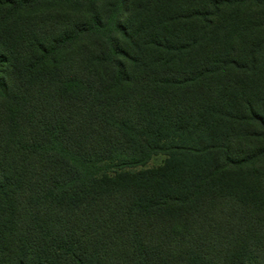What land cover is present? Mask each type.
<instances>
[{
  "label": "trees",
  "instance_id": "obj_1",
  "mask_svg": "<svg viewBox=\"0 0 264 264\" xmlns=\"http://www.w3.org/2000/svg\"><path fill=\"white\" fill-rule=\"evenodd\" d=\"M0 264H264V0H0Z\"/></svg>",
  "mask_w": 264,
  "mask_h": 264
},
{
  "label": "rangeland",
  "instance_id": "obj_2",
  "mask_svg": "<svg viewBox=\"0 0 264 264\" xmlns=\"http://www.w3.org/2000/svg\"><path fill=\"white\" fill-rule=\"evenodd\" d=\"M167 157L164 155H157L150 159L144 168H158L165 164Z\"/></svg>",
  "mask_w": 264,
  "mask_h": 264
}]
</instances>
